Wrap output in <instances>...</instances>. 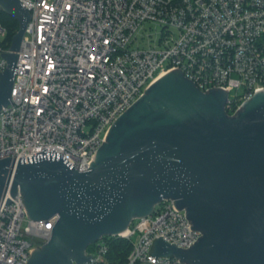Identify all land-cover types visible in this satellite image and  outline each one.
Wrapping results in <instances>:
<instances>
[{"label": "built area", "instance_id": "built-area-1", "mask_svg": "<svg viewBox=\"0 0 264 264\" xmlns=\"http://www.w3.org/2000/svg\"><path fill=\"white\" fill-rule=\"evenodd\" d=\"M19 1L31 22L11 103L0 113V159L46 148L88 170L116 120L174 70L203 92H228L230 115L264 91V0ZM148 30L159 37L144 46ZM5 38L0 23V73L8 66ZM56 221L31 220L19 191L0 210V264H27ZM190 224L186 211L164 200L126 232L103 237L87 264H108L111 238L132 243L125 264H182L156 257L154 244L163 239L189 248L202 235Z\"/></svg>", "mask_w": 264, "mask_h": 264}, {"label": "water", "instance_id": "water-1", "mask_svg": "<svg viewBox=\"0 0 264 264\" xmlns=\"http://www.w3.org/2000/svg\"><path fill=\"white\" fill-rule=\"evenodd\" d=\"M0 10L20 25L3 55L1 113L11 103L31 14L19 0H0ZM228 100V92H203L174 70L116 120L88 170L78 171L63 153L46 148L32 157L0 159L1 209L20 191L31 220L57 218L27 264H87L90 246L126 232L164 200L186 211L191 230L202 235L186 249L158 239L156 257L264 264V91L234 115Z\"/></svg>", "mask_w": 264, "mask_h": 264}, {"label": "trees", "instance_id": "trees-1", "mask_svg": "<svg viewBox=\"0 0 264 264\" xmlns=\"http://www.w3.org/2000/svg\"><path fill=\"white\" fill-rule=\"evenodd\" d=\"M0 23L6 30V38L3 41L5 50H9L14 36L18 33L19 22L0 10ZM97 244L88 248V253H93L96 250ZM109 254L107 256L108 264H125L132 250V243L122 238H111L109 240Z\"/></svg>", "mask_w": 264, "mask_h": 264}, {"label": "rangeland", "instance_id": "rangeland-1", "mask_svg": "<svg viewBox=\"0 0 264 264\" xmlns=\"http://www.w3.org/2000/svg\"><path fill=\"white\" fill-rule=\"evenodd\" d=\"M150 35H151L152 37H149ZM143 36L146 37V39H145V45H144V46H146L147 43H149V42H151V41H155V40L159 37V34H158V31H156V30H148V31H145V32L143 33ZM0 44H1V42H0ZM234 78H237V77L235 76ZM233 96H235V92L232 94V97H233ZM139 238H140V235L137 234V235L134 237L133 241H134V242H138V241H139Z\"/></svg>", "mask_w": 264, "mask_h": 264}]
</instances>
